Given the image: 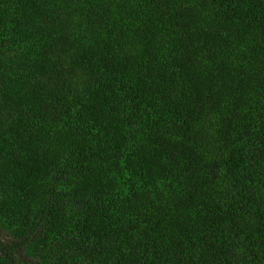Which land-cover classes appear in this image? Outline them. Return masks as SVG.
I'll use <instances>...</instances> for the list:
<instances>
[{"label":"trees","instance_id":"1","mask_svg":"<svg viewBox=\"0 0 264 264\" xmlns=\"http://www.w3.org/2000/svg\"><path fill=\"white\" fill-rule=\"evenodd\" d=\"M0 264H264V0H0Z\"/></svg>","mask_w":264,"mask_h":264}]
</instances>
